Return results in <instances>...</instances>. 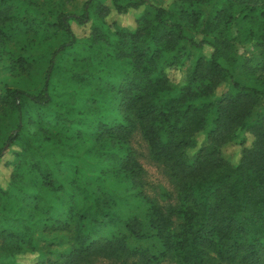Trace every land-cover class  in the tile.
Listing matches in <instances>:
<instances>
[{
	"label": "trees",
	"instance_id": "16d2710c",
	"mask_svg": "<svg viewBox=\"0 0 264 264\" xmlns=\"http://www.w3.org/2000/svg\"><path fill=\"white\" fill-rule=\"evenodd\" d=\"M13 1L0 0V56L25 71L28 56L6 47ZM103 1L88 0L80 15L45 14L40 21L66 40L38 88L0 97V111L6 106L17 118L0 159L20 141L28 154L15 165L10 188L0 186L8 198L7 206L0 203V241L21 253L40 231H69L71 248L42 249L40 264H264V109L248 121L264 102V76L255 77L239 53L243 41L264 47V0H182L178 11L151 0H110L120 15L141 10L134 29L109 23L112 10ZM71 21L89 24V35L78 37ZM237 25L241 40L232 36ZM184 41L213 47L211 58L186 70L166 60ZM238 66L253 82L234 78ZM171 69H182L183 80L175 82ZM98 83L114 103L91 93ZM223 83L229 93L216 100ZM47 123L63 132L52 139L67 154L45 152L26 135L32 126L49 134ZM239 130L244 147L232 163L224 148ZM137 131L174 186L166 205L146 193L131 145ZM24 167L34 190L17 184Z\"/></svg>",
	"mask_w": 264,
	"mask_h": 264
},
{
	"label": "rangeland",
	"instance_id": "374dc122",
	"mask_svg": "<svg viewBox=\"0 0 264 264\" xmlns=\"http://www.w3.org/2000/svg\"><path fill=\"white\" fill-rule=\"evenodd\" d=\"M88 0H14L12 3V13L16 14V18L12 21H8L5 30L7 32L6 47L18 57L20 55L27 57V70L23 71L19 65L11 59L9 56H0V97H4L7 93V89H23V90H35L38 88L44 78L46 69V62L49 60L52 52L57 46L66 40V37L61 33L57 34L55 29L51 26H47L46 23L40 20L49 13L53 15L55 19L57 17L56 12L62 11L68 15H80L83 12L85 3ZM152 2L168 8L171 11H178L181 9L182 0H151ZM110 10L111 14L108 17L109 23H116L122 27L128 29H134L136 27V20L139 17L141 10H132L128 14L120 15L114 11V7L110 0L103 1ZM25 16H29L28 20L23 21ZM17 23L11 26V23ZM72 28L75 34L80 38H85L89 35L90 27L88 25H78L76 22L71 21ZM239 25L232 28V32L237 39L241 40L238 29ZM194 35V34H192ZM203 38L202 35H196V40L200 41ZM243 41V47L239 49V53L246 58L248 64L255 72V77L264 76V47L258 43H246ZM246 44V45H245ZM29 48V50H28ZM28 50V51H27ZM213 54V47L204 45L201 49L191 45L190 42L184 41L175 52L165 56L166 60L178 61L184 66V70L188 68H194L200 59L209 60ZM35 55V57H33ZM115 73V72H114ZM172 79L175 82L183 80L182 69L169 70ZM233 76L235 79L243 84H249L255 79H248L241 68L235 67L233 70ZM95 90L91 92L94 96L104 101L114 103V94L106 84H96ZM230 85L227 83L221 84L214 93V99L220 100L227 93H229ZM264 109V102H259L258 105L252 110L248 121L253 122ZM17 124V118L12 111L6 106L0 111V146H5L9 135L14 131ZM46 130L49 134H45L43 130L37 127H29L26 130V135H32L35 137L37 144L41 145L42 150L45 152L52 151L53 149L57 153L65 155L63 153V147H57L56 139H52L54 134L61 135L59 129L56 128V124H46ZM50 135V137H49ZM246 132L239 130L235 134V142L225 146V156L235 163L242 153L244 146L240 145V141L245 137ZM248 136V135H247ZM253 140L252 136H249V142L247 147L251 145ZM131 145L137 153V157L145 169V190L146 193L158 200L161 204H168L165 194L169 193L175 195V189L172 183H170L163 167L152 160L147 142L144 140L142 134L137 131L131 138ZM24 147L22 141L18 142L13 148L7 152L4 158L0 159V186L3 190L10 188L11 176L14 174L15 165L19 162V158L24 156ZM37 153V152H36ZM35 153V154H36ZM28 158V154L25 155ZM24 156V157H25ZM50 154H47V159L50 160ZM39 159V156L36 155ZM19 175V181L17 184H24L25 187L35 189V181L33 174L24 167L17 171ZM64 174L68 176L67 170H63ZM15 196L10 198L11 202H16ZM0 203L7 206L8 198L0 195ZM3 207L0 206V209ZM71 233L69 231H61L49 229L47 231H40L37 233L34 241V248L28 245L23 246V251L17 253L8 249L7 244L0 241V264H8L15 261L16 264H40V251L52 250L60 253H64L71 248ZM55 254L54 257H57ZM105 264V263H103ZM164 264H175L166 261Z\"/></svg>",
	"mask_w": 264,
	"mask_h": 264
}]
</instances>
